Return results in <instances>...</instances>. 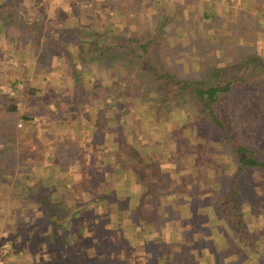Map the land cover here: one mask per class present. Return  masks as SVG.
<instances>
[{"label": "rangeland", "instance_id": "1", "mask_svg": "<svg viewBox=\"0 0 264 264\" xmlns=\"http://www.w3.org/2000/svg\"><path fill=\"white\" fill-rule=\"evenodd\" d=\"M5 1L9 6H14V9L9 16L1 15L0 17V102L8 100L10 95L16 98L14 116L18 138V160L14 177L0 174V191L5 189L4 194L0 192V202H7L9 205L5 203L1 206L4 212L0 213V246L3 243L7 244L4 259H10V262L6 261L8 264L73 263L65 250L62 228L48 223L53 216L63 215L62 210H64L65 203L61 202V210L60 207H53L51 213L54 215L47 216L44 215L41 207L46 202L37 200L35 194H45L47 200L50 201L56 200L62 194V197L66 196L69 200L66 202L67 205L70 202L74 205L79 202L82 199L81 196L83 197V190H80L81 194L74 191L73 195L64 192V186L71 187L72 181L69 173L62 175L61 171L71 168L79 169L80 164L72 162V157L80 153L82 147L83 154L86 156L93 154L101 161L98 163L102 165L99 168L106 170V182L90 170L95 183L92 191H87L89 197L98 193L99 182L104 181L109 186H114V181L120 182L115 174L118 167L113 164L111 150L118 131L126 133L127 125H131L129 128L131 131L133 129V133L130 135V131L127 132L126 137L135 141L142 152H147L152 157L160 152L165 155L160 161V166L162 170L169 173L170 178L177 179V188L173 187L172 190L169 188V192H175L177 197L178 195L188 197L186 193L189 189L188 182H195L196 178L201 182L204 170L208 173L205 175L208 183H216L218 174L232 173L233 164L230 163V157L222 158L220 153L218 155L209 154L204 152L201 145L194 143L188 144L184 149L180 139H173L176 132H180L183 136H193L190 128L194 122L188 121L186 125L183 124L180 119L183 115L182 110L174 107V110L169 112L168 118L161 117L156 123L150 118L153 111L151 104L155 101L153 97L147 95L142 101L135 99V106L130 104L131 94L142 93L144 95L154 82L151 71L141 67L143 60L151 61L158 67H167L175 76L186 78V71H183L182 66V69L178 67V57L184 61L186 56L191 57L194 54L195 48L200 47L199 52L203 60L200 65L201 70L206 63L221 67L214 80L217 77L222 79L224 76L234 74L239 79H243L236 82L237 85L233 87L231 99L227 97L224 102L219 103L221 112L226 116L228 125L231 126L237 118L232 116L234 110L227 107L226 102L234 105L232 101L238 93L242 92L239 87L245 83L247 89H252L253 86L260 88V91L253 96L254 98L249 97L246 104H243V110L247 112V115L241 119L247 124L246 118H257L256 124L262 132V135L259 134L260 141L257 144L264 145V111L262 109L264 102V0ZM239 1H245L250 15H243L242 12L234 15L230 13V8L236 7ZM7 9L9 10V7L6 9L4 7L1 11L7 12ZM204 9L207 10L205 17L203 16ZM61 10L66 14H71L67 20L64 19V23L72 22L75 18L74 21L87 25L86 30L78 28L72 32V41L81 36L79 33L90 38L85 34L87 30H91L95 37V44L107 47L106 51L98 54L97 50H91V43H83L85 49L83 53L88 58L85 64L87 66L93 64L94 68L90 66V71L82 73L83 62L76 67L80 84L73 82L68 64L63 69L59 60L51 64L48 62L51 60L44 57V53L40 54L37 63H31L30 59L34 56L35 47L33 52L29 47L30 57H27L21 50L27 39L32 40L36 46H39V41L53 40L49 31L51 26L47 23L50 18L55 19ZM213 10H217L218 13L214 15L211 13ZM174 12H178L179 18L173 15ZM45 16L48 17L46 20H44ZM174 19H177L176 25ZM226 33L232 45H229V39L223 42L222 39ZM147 38H151V43L147 44L143 51L141 42ZM72 41L69 42L74 43ZM187 45L188 48L185 47ZM168 48L172 51L173 60L170 59V53H167ZM252 50H255L260 57L259 63L250 62L246 65H237L238 62L230 60L232 54L240 58L241 55ZM196 52H198L197 49ZM192 58H190V68L187 72V75H194L191 76L193 78L188 79L191 81L195 80V76L199 78L198 75L201 73L194 66L199 60H196V57L193 60ZM182 64L184 66V62ZM184 68L187 69V66L185 65ZM115 78L119 86L110 91L107 86L110 85V80ZM95 79L99 80V83L93 88L92 82ZM255 79L258 85L253 82ZM211 80L213 79L209 78L203 83H210ZM31 87L36 88V93L28 91ZM74 89L77 91L74 92ZM109 92L114 97L113 99L111 96L105 97V94ZM151 95H154L153 91ZM54 100L57 104L53 102ZM107 103L110 105L107 106ZM99 108H103V112L96 121L95 114ZM48 109L52 112H48ZM123 111L125 115L118 119V113ZM23 114L29 118L22 120L21 115ZM136 118L142 120L148 132L138 130ZM102 123L103 126H99ZM251 126L248 124L244 132L252 134ZM88 127L92 128V133ZM163 135L167 139L162 142ZM66 139L70 144L67 152L64 150ZM148 139L154 142L149 143ZM198 150L201 152L199 158L193 155ZM54 151L62 152V155L56 157ZM170 152L175 155L169 154ZM169 155L178 159L179 162L189 163L190 167L184 166L178 174L172 162L166 159ZM90 161L93 163L92 159ZM89 163V161L84 163L83 169L96 167ZM185 174L190 175L185 177ZM228 177L231 185L243 192L236 199L235 211L224 219L221 215V208L218 209L215 206V209L208 202L195 201L198 212L208 217L206 220L198 218L197 223L207 226L203 229L201 225L194 222L195 218H191L189 223L184 224L180 234H178L177 227L170 222L165 225V228L169 226L168 229L163 228V231L156 233L150 224L138 221L133 208L125 213L126 202L129 201L131 192L137 189L133 184L130 185L132 189L126 187L125 191L118 190V200L121 197L123 199L120 202H81L86 205L76 207L74 226L67 225L69 230L67 239L71 249H74L72 252H80L86 260L93 261L92 264H97L98 258L104 256V250L108 251V256L103 264H143L145 259L147 264H169L171 261L166 262L175 258H182L183 264L186 262L185 259L191 262L189 264H264V226L262 224L264 167L250 172L248 169H243L238 175ZM246 189L251 190V197L244 194ZM171 198L166 197L163 203L167 211H170L169 206L173 203ZM107 199L113 201L115 194H108ZM215 200L223 204L222 197H215ZM185 208L188 214L189 211L187 207ZM2 217H4L3 220ZM77 227L81 229L77 230ZM74 232L80 234L84 247L81 245L82 248H79V245L71 244L73 240L75 241ZM144 232L147 233L149 239L152 238L154 241H144L142 236ZM191 232L193 236L202 238V241L197 243L189 240L188 244L195 243L192 244L191 250L172 248L176 239L187 238V233ZM240 234L248 235L249 239L245 237L241 240ZM224 235L227 236L230 244L228 241L225 244L222 239ZM89 236H92L94 240L91 241ZM169 236H174V238L170 237L169 240ZM208 237L212 240L208 241ZM214 239H217L215 244ZM251 239H253L252 242L249 241ZM155 240H163V243H157ZM101 242L105 245L102 246ZM182 244L178 241L177 246H182ZM228 245L231 247H227ZM75 247H78L79 251ZM155 248H158V251L151 253ZM212 249L215 252L211 255L210 250Z\"/></svg>", "mask_w": 264, "mask_h": 264}, {"label": "trees", "instance_id": "2", "mask_svg": "<svg viewBox=\"0 0 264 264\" xmlns=\"http://www.w3.org/2000/svg\"><path fill=\"white\" fill-rule=\"evenodd\" d=\"M5 7H9V10L7 9V12L1 11ZM14 6H9V4H6V1H0V17L1 15L9 16L11 12H13ZM158 9V8H157ZM178 12H174L173 15L175 17L177 16ZM203 16H207V14H203ZM2 18H4L2 16ZM179 18V17H178ZM177 18V19H178ZM177 19H174V24L176 25ZM40 31V30H37ZM74 30L72 29H62L60 31H57L54 35L55 39L48 40L46 43V48L51 45V42H58L59 48L56 47V49L59 51V49H63V51L67 54L68 53V47L67 43L69 41H72V32ZM88 37H84L83 34L79 33L78 39L73 40L72 42L76 43L77 50L82 53L85 51L83 41H87L92 44L91 50H97L98 54H102L104 51L107 50L106 46H98L95 44L93 36V32L87 31L86 32ZM83 36V37H82ZM229 35L226 33L223 42L227 41L229 38ZM82 40V42L80 41ZM151 43V38H147L145 41L141 42L142 50L145 51L146 45ZM229 45H232L231 40L229 39ZM52 47V45H51ZM188 48V45L185 46ZM190 48V47H189ZM196 49L198 52H196ZM200 47L195 48V52L191 57L186 56L184 58V61H182L181 57H178V67L179 69H182L183 71H186V78L185 77H177L174 74H172L171 71H169V68L165 67H158L157 64H152L151 61L148 60H141L143 69H147L151 71V77H153V84L151 88L147 90L144 95L142 93H133L132 96V102L130 104L132 106L134 105V100L136 101H142L144 100L145 96H151L154 98V103H152L153 111L152 116L150 118L158 123L160 118H168L169 112L171 110H174V107L178 110L183 111V115L180 116V119L183 124L186 125V122L192 121L194 122V125L190 128V133L193 134V136H183L180 134V132H176V136L173 139H180V143L183 144L184 149H186L187 145L190 143H194L195 145H201L204 152H208L209 154L218 155L220 153L221 157H230L231 164H233V170L232 173L226 175L218 174V180L215 183H208L206 182L205 175H208L207 171H203L202 174L203 177L201 178V182L197 180L188 182L189 183V189L186 191L188 197H184L183 195L178 197L176 196L175 192H169V188L176 187V178H170L169 173L167 171L162 170L160 166L161 159L164 158L165 155L162 154V152L157 153L155 157H152L147 152H142L141 148L137 146L135 141L132 139H129L126 137V133L129 132L130 135L133 133V129L131 125H127L126 133H122L120 130L118 131V135L116 136L114 140V146H112V156H113V164L118 167V172L120 173V170H128L130 181L134 184L137 189L135 191L131 192V195L133 196L132 200H129L126 202L124 211L129 212L130 209L134 210L135 214L137 215L138 221H141L143 224H150L152 226V230L156 233H160L164 229H168V227L165 228V225H167V222H170L172 225H175L177 229L179 230L178 234L182 231L184 224L189 223V220H192L191 218H195L194 222L197 223V219L205 218L208 219L207 216H205L204 213L198 212V208L195 206V201L198 202H208L212 208H221L222 216L224 219H226L227 216L232 214L233 211H235V202L237 197L239 198L243 192L241 190H237L234 185H231L229 181L228 176H236L238 175L241 170L248 169L249 172L264 167V145L260 143L258 145V141H260L259 134L262 135V132H260L258 125L256 124L257 118H246L245 124L242 122L243 120L241 117H245L247 115V112L243 110V104L248 101V98H254L253 96L256 94L257 91H260V88H257V86H253L252 89H247L246 83L239 87L241 89V93H238L234 99V105L232 103L229 104V102H226V106L233 109L232 116H236V120L233 122V125H228V122L226 120V116L221 112L219 108V103L222 101L224 102L227 97L228 99H231V94L233 91V87H236V82L242 81L238 78L236 74L224 76L222 79H219L218 77L214 80V77L218 75V70L221 67H215L211 63H206L203 65V69L201 70L200 65L202 64V54L199 52ZM224 49V47H223ZM133 51V49L131 50ZM171 49L168 48L167 53H170L169 56L170 59L173 60ZM224 54V53H223ZM138 55V54H137ZM140 55V54H139ZM49 57V56H48ZM195 58L196 60H199L196 65L197 70L201 71L199 73V78L194 77L195 80H188L189 78H193L191 76L194 75H187V72L190 68V58ZM47 58V56H46ZM192 58V60H193ZM198 58V59H197ZM232 59V60H231ZM260 57L256 54L255 50L249 51L247 54L241 55L240 58L236 57L232 54V57H230V60L232 62H238L237 65H246L250 62H258L259 63ZM184 66H187V69L184 68ZM243 62V63H242ZM165 64V62H163ZM162 63V64H163ZM181 63V64H180ZM199 64V65H198ZM229 64V63H228ZM144 65V66H143ZM71 75L72 80L75 83H79L78 76L76 74L75 68H73V65L71 66ZM197 76V77H198ZM202 76V77H201ZM213 79L210 83L204 84L207 79ZM200 81V82H199ZM213 81V82H212ZM246 82V81H245ZM255 84H257V79L253 81ZM99 83V80L95 79L92 82L93 88L97 87ZM80 84V83H79ZM249 84H251L249 82ZM258 85V84H257ZM119 86V83L117 79L110 80V85L107 86L108 90H112L114 87ZM75 87V86H74ZM77 89V87H75ZM36 88L31 87L28 88V91L31 93H36ZM74 89L73 91L76 92L77 90ZM151 91L154 92V95H151ZM111 92L105 94V97L111 96L113 99L114 97L110 94ZM77 95V94H75ZM119 96V93H118ZM15 97L10 95L8 96V100H4L0 102V174L1 175H10L11 177H14L15 169H16V162L18 160L17 157V146H18V138L16 136V128H15V121L16 117L14 116L16 106H15ZM111 99V100H112ZM53 100V99H51ZM119 101V100H118ZM264 101V99H263ZM262 101V102H263ZM55 104L57 102L53 101ZM47 104V102H45ZM236 104V105H235ZM107 106L110 105V103L106 104ZM262 105V104H261ZM106 106V107H107ZM240 106V107H239ZM127 108V107H126ZM138 108V107H137ZM263 111H264V102H263ZM48 112H52L49 109ZM103 112V108H99L96 110V121L100 118L101 114ZM125 115V111L118 113V119L120 117H123ZM264 117V115H263ZM22 120H27L29 116L23 114L21 115ZM241 121V123H240ZM134 122V121H133ZM136 126L138 130L141 132H148V129L145 125H143L142 120L140 118H136L135 120ZM239 123V124H238ZM99 124V123H98ZM237 124L239 125L237 128ZM248 124H250L252 128V134H249L247 131L244 132V130L247 129ZM154 124H152L153 126ZM99 126H103V123ZM236 126V128H235ZM151 127V126H150ZM89 128V127H88ZM152 129L154 127H151ZM92 128H89L90 133ZM180 135V136H179ZM249 135V137H247ZM194 137V139H192ZM246 137V138H245ZM166 136H162V142L165 141ZM192 141V142H190ZM91 142V140H90ZM149 143H153L154 140L148 139ZM95 143V142H94ZM67 139L64 140V150L67 152L69 150ZM66 147V148H65ZM80 153H77L72 157V162H76V164H80L79 169L81 172L80 180L79 182H72L71 187L64 186V192H67L68 194L72 193L74 194V191H78L81 193L80 190L87 189L89 192L92 191L95 183V179L91 177V172L86 171L83 169L84 167V154H83V147L80 149ZM55 152L56 157L60 154L62 155V152ZM177 153H179V150H177ZM169 154L175 155L173 152H170ZM193 155H196L199 158V155H201V152L198 150L197 153H193ZM166 159L170 160L172 164L174 165V169L176 172H179L183 169L185 166L186 168L190 167L189 163L179 162L178 159L172 158L170 155L166 157ZM116 167V168H117ZM230 167V165L228 166ZM213 170H215L213 168ZM190 174H185V177ZM129 182V180H128ZM202 183V184H200ZM214 184V185H212ZM230 184V185H229ZM80 187H78V186ZM229 185V186H228ZM177 188V187H176ZM124 190V189H123ZM125 191V190H124ZM63 192V193H64ZM244 194L250 195L251 197V190L246 189L244 190ZM37 200L39 199L41 202H46L44 205H42V209L44 211V215L47 216H53L54 214L51 213V209L53 207H60L61 202L65 203L64 210H62L63 215L60 217H52L51 220L48 222L52 226H56L59 228H62V231L64 232V239L63 243L65 246V250L68 252V256L72 259V264H92V262L89 260H86L85 257L81 256V253L77 251H73L74 249H71L70 243L67 239V233H68V224L74 226V219L75 216V209H77V206H85L82 204L79 200L75 205L74 203L70 202L68 205L66 202H69L67 197H62V194L56 198V200L50 201L47 200V195L45 194H35ZM100 194L97 196L99 198ZM175 196V197H174ZM166 197H172L173 199L171 202H173L169 206V210L165 208L164 206V200ZM215 197H222L223 204L221 202H216ZM249 196L247 197V199ZM54 202V204L52 203ZM88 203V202H87ZM183 203V204H181ZM221 206V207H220ZM127 207V208H126ZM189 211L188 214L186 213V208ZM215 208V209H216ZM62 208L60 207V210ZM175 210L174 212H172ZM127 212V213H128ZM189 215V216H187ZM262 224L264 226V218L262 219ZM48 221V220H47ZM191 223V222H190ZM206 223V222H205ZM170 224V225H171ZM205 228L207 225H202L200 223H197ZM209 225V224H208ZM196 226H194L195 228ZM164 228V229H163ZM77 230H80V227L76 228ZM75 229V230H76ZM171 229V228H169ZM76 230V231H77ZM243 231V230H242ZM194 232V231H193ZM145 233V232H144ZM245 234V233H244ZM75 241L71 244L79 245V248L82 244V240L80 237V234L77 232H74ZM79 236V237H77ZM144 241H154L152 238L149 239L147 233L143 234ZM178 236V235H177ZM225 236V235H224ZM174 238V236H169ZM187 238L183 237L181 240L176 239L174 244H172L173 249L177 248H186L188 250H191L192 244H188V241H195L197 243L202 241V238L193 236L192 232L187 233ZM227 236L223 237L225 244L228 241L230 244V241ZM240 239L243 240V238H248V235L243 236L240 234ZM91 241L94 240L92 236H89ZM87 238V239H89ZM178 238V237H175ZM251 238V237H250ZM89 239V240H90ZM183 239V240H182ZM212 240L211 237H208L207 240ZM157 243H163V240H155ZM178 241H181L183 244L182 246H177ZM217 239H214V244L216 243ZM253 241V239L249 240ZM88 244H91V242H87ZM248 243V242H247ZM246 243V244H247ZM47 244V242H46ZM101 245L104 246L105 244L101 242ZM170 246V244L168 245ZM167 246V247H168ZM84 247V245H83ZM96 247V246H94ZM227 247H231V245H228ZM76 250L79 251L78 247H75ZM103 251V250H102ZM158 251V248H155L152 250L151 253H154ZM86 252V250H85ZM211 255L213 252V249L210 250ZM101 253V252H100ZM104 256L102 258H98L97 264H103L105 263V260L107 258V252L105 250L103 251ZM198 253V252H196ZM87 255V253H86ZM190 256V254H188ZM5 257V255H3ZM89 258V257H88ZM92 258V257H91ZM171 261V262H170ZM185 264H189L191 262H188V260L185 259ZM170 262V263H169ZM179 262L180 264H183L182 258H175L168 260L166 263L169 264H176ZM193 263V262H192ZM143 264H147L146 259L144 260Z\"/></svg>", "mask_w": 264, "mask_h": 264}, {"label": "crops", "instance_id": "3", "mask_svg": "<svg viewBox=\"0 0 264 264\" xmlns=\"http://www.w3.org/2000/svg\"><path fill=\"white\" fill-rule=\"evenodd\" d=\"M241 12H242L243 15H250V12H249L247 6H245V1H243V2H240L239 1L238 5L236 7L230 8V13L233 14V15L236 14V13L239 14ZM211 13H213L214 15H216V13H218V11L217 10H213V11H211ZM203 14H207V10L204 9L203 10ZM42 15H44V14H42ZM69 15H71V14H66L64 11L61 10L60 13L58 12V14H57V16H56L55 19L51 20V18H50L49 23H47V24L49 26H51V27H49V29H50L49 31L51 32V35L53 36V39H55V37H54L53 34H55L57 31H60L62 29H66V28H68V29L70 28L72 30H77L78 28L81 29V30H86L87 29L86 23L74 21L75 18H73V21L72 22H70V21L68 22L67 21V22L64 23V19L67 20ZM34 17L35 18H38V16H34ZM47 18L48 17L45 16V19L44 20H46ZM86 18H88V17H86ZM103 18H104V16H103ZM78 23H80V24H78ZM46 29H48V27ZM87 31H89V30H87ZM50 40H52V39H50ZM80 41L82 42V40H80ZM45 42L47 43L48 40H46L44 42L43 41H39L38 42L39 46L38 45L36 46V44H34L32 40L27 39L26 42L24 41V46H22L21 50H22V52H24L26 54L27 57H30L31 54L28 53V49L30 47L31 50H32V52H33L34 47H35L36 50L33 53L34 56H33L32 59H30L31 63H35V62L37 63L38 57L40 56V54L41 53H44V57L45 56H47V57L49 56L48 57L49 58L48 60H51V61H48V62H51V64L54 61L56 63L59 60L62 63V65H63L62 66V69L67 64L70 67V69H72L71 68L72 65H73V68L77 69L76 67H78L79 64H82V62L84 64L83 70H81L82 73L90 71V66H92V68H94L93 64H91L90 66H87L85 64V61H87L88 58L85 57V54L83 52L80 53L77 50L76 43L68 42L66 44L67 47H68V53L66 54L63 51V49H59V51L56 49V47L59 46V44H57L58 42L52 41L51 42L52 47L50 45L47 48H46V43ZM86 42L87 41H83V43H86ZM74 46H75V49H73ZM40 48H42V49H40ZM45 69L47 70L49 68H45ZM76 74H77V72H76ZM91 159L93 160V163L90 161ZM88 161L90 162L89 164L91 166H96V167L95 168H87V167H85L84 168L85 172L86 171H89L90 172V170L91 171L93 170L92 173L94 175H96V174L99 175L101 177V180L103 179L105 181L106 170L99 168V166H102V165L101 164H98L101 161L99 159L95 158V156L93 154H92V156H86L84 154V163L86 164V163H88ZM94 163H97V165H94ZM89 164H87V166ZM116 170L117 171L115 172V174H116V177H118V180L120 182L114 181L115 182L114 183V186H109L108 184L105 183L106 181L105 182L104 181L99 182V185L100 186H98L99 187L98 193H96V194L92 195L91 197H89L88 196V193H87L88 190L85 189V190L82 191L83 192V197L81 196L82 199L80 200V202H95L96 201V202L103 203V202H120L121 200H123L122 197L119 198V200H118V190H120V191L122 189H125L126 190L127 189L126 187H130V189H132L130 185H132L133 183H130L131 181H130V177H128L129 176L128 170L127 171L120 170V173L118 172V169H116ZM61 172H62L61 173L62 175L65 174V173H69L71 175V181L72 182L74 181L76 183V182H79V180H80L81 172H80V169H78V168H76V169L75 168H71V169H67V171H61ZM126 179H128L129 182H126ZM124 181H125V183H124ZM100 183H102V184H100ZM127 183H129V184H127ZM3 188L4 187L2 186V189ZM3 191H5V189H3L0 192L2 194H4ZM99 194H100V196L98 198L97 196ZM108 194H115V199L113 201H110L109 199H107V195ZM116 198H117V200H116ZM128 199L129 200H132L133 199V196L132 195L129 196ZM5 203H7V202H5ZM5 203H3V202L1 203L0 202V213H1V211H3V209L1 208V206H3ZM7 206H9L8 203H7ZM120 211L123 212V210H120ZM3 218L4 217H2V220H3ZM47 230H49V229H47ZM45 233H46V230H45ZM6 261L7 262H10V259H6Z\"/></svg>", "mask_w": 264, "mask_h": 264}, {"label": "built area", "instance_id": "4", "mask_svg": "<svg viewBox=\"0 0 264 264\" xmlns=\"http://www.w3.org/2000/svg\"><path fill=\"white\" fill-rule=\"evenodd\" d=\"M19 124V123H18ZM6 243H3L1 246H0V264H8L6 262V260L4 259L3 255L5 254V252L7 251V249L5 248L6 247Z\"/></svg>", "mask_w": 264, "mask_h": 264}]
</instances>
